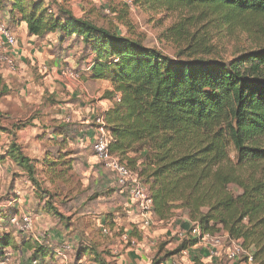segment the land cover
Here are the masks:
<instances>
[{"label":"trees","instance_id":"trees-1","mask_svg":"<svg viewBox=\"0 0 264 264\" xmlns=\"http://www.w3.org/2000/svg\"><path fill=\"white\" fill-rule=\"evenodd\" d=\"M45 2L0 0V12H8L12 24L26 23L30 36L59 33L62 43L72 38L83 43L90 53L91 79L108 81L114 88L107 93L113 106L104 115L112 137L110 150L122 161L127 160L129 169L148 189L157 219L167 221L176 216L177 210L183 211L200 226L202 234L224 232L231 240L241 241L245 249L253 250L255 260L264 264V40L257 39L254 48L239 52L229 62L202 59L195 52L187 59H170L138 40L70 12L55 14ZM134 3L189 13L183 22L166 31L167 37L177 42L186 39L187 30L202 16L240 26L246 33L257 18L264 17V0ZM8 94L0 77V100ZM118 96L120 100L116 101ZM6 119L7 115L0 112V137L10 134L14 141L19 132L32 126L30 120L9 127ZM65 133L60 127L58 134ZM14 141L7 156L25 167L37 186L34 162ZM231 147L236 161L230 158ZM61 152L45 171L53 183L68 177L74 161L69 152ZM231 186L239 193H233ZM43 194L53 197L47 191ZM46 208L59 215L51 202ZM90 236L92 241L81 246L78 256L106 264V257L112 253L106 249L100 252L104 240L98 239V232L92 231ZM129 239L142 240L136 227ZM176 243L173 252L153 264L191 250L200 241ZM0 249L17 252L21 244L13 233L3 232ZM31 250L33 259L54 257L45 243L33 245Z\"/></svg>","mask_w":264,"mask_h":264},{"label":"rangeland","instance_id":"rangeland-1","mask_svg":"<svg viewBox=\"0 0 264 264\" xmlns=\"http://www.w3.org/2000/svg\"><path fill=\"white\" fill-rule=\"evenodd\" d=\"M45 3L47 5L49 4V8L55 14L70 12L77 18L86 19L98 27L110 29L119 33L120 35L138 40L146 47L156 49L170 59H187V55L189 56V54H193V52H195V55L202 59H217L229 62L239 52L254 48V42L257 39L264 40V17L257 18L254 21V25H251L252 29L250 32L246 33L242 31L240 26L234 27L233 24H230V26L224 25L223 22L220 23V19L218 18H214L212 20L211 18H205L202 16L196 20L195 26L187 30L185 36L186 39L177 42L171 38H168L166 31L169 28L183 22L185 18L189 17V13L181 11L168 12L154 9L149 6H137L134 3V0H46ZM10 17L11 16L8 12H0V25H4L6 28L10 29L16 36V32L13 31L15 24H12ZM199 41H201V44H199ZM67 42L69 45H71L70 48ZM59 45H61V47ZM59 45L58 48L64 50H73L72 55H74L78 61H82V57L86 60L90 55L85 47L75 38H72L70 41L68 40L64 43L59 41ZM188 46L190 49L184 51V49H186ZM55 54L57 53L55 52ZM24 56H26V54ZM26 59L29 61L27 56ZM16 66L17 71L13 74L18 73L19 71L17 62ZM68 70L69 69H65L63 74L64 78H71V76L68 75ZM16 76L17 75H15L14 80L11 79L9 81V85L12 88V92L10 93H12V96L14 97H17L18 95L21 99H23V102L21 103L22 111L17 112V117H14V119H9V116L7 115L8 119H6L5 123L9 127H12V125H14L17 120H19V122L24 121L23 123L30 120L33 122L34 120L32 125L34 124L35 126L33 128H26L23 132L25 133L26 137L35 138L37 141L41 140L33 144L34 146L40 144V148H34V146H29V148H27V153L32 157H38L40 161L39 166H37V168L34 170V179L38 185L36 186L34 182H32L29 175L16 176L17 178H21V181H27L30 185L35 186L40 196H42L44 191H47V193L52 195L55 194L54 188H51V184L44 182L43 179H46L45 176L44 178L40 177L42 170L41 161L44 158L43 156L46 152H57L58 147H60L59 149H62L63 151L68 150L77 152L78 150L77 148H74V146L76 145V139L79 140L82 136L80 134L82 129L79 127V122L74 117V113L73 115L68 114L67 112L62 113V111L57 110L58 104H61L62 101L56 100V97L47 91L42 96L39 90L41 83L40 81H37V78H34L33 73L31 74L25 69L19 71V77ZM97 88L98 89L96 92H100L103 88H105V86L99 85ZM31 98L34 100L32 103L26 101V99ZM98 99L99 98L90 100L89 102L90 104H95ZM58 115L62 117L60 122L58 120ZM103 118L104 117L102 115L100 120ZM96 123L98 126L101 125V123L98 121H96ZM104 123L106 124L105 119ZM60 127H66V131H68L66 134L69 136L70 140H73V145H66L64 142H62V139L54 142L52 136L53 132H58ZM97 131H99V127H97ZM95 135H97V133ZM82 138L83 137H81V139ZM95 139L96 136L94 140ZM17 145L19 146V144ZM91 145L93 150V143ZM8 147L9 146L6 144L0 145V154L2 152L5 155ZM19 148L21 147L19 146ZM229 153L232 161H236V153L233 147L229 149ZM75 164L78 168L74 174H72L73 176H70L71 174L68 175L69 183L65 186V189L67 190V188L71 186H76L79 188L78 181H84L85 184H82L85 186V188H83V190L79 188L81 192L77 193L78 195L64 192L63 197H61L59 201L54 200L56 208L54 207L53 210H55L56 213L59 212V215H55L54 213L52 214L53 232H55V234L65 233L66 236L64 238H60L61 240H59L57 235H50V233L46 231V234H48L49 237L43 239L45 245H47L49 249L53 251V253L57 250L60 251L64 244L70 243L74 251L69 255V262L66 261L68 264H96L92 260L87 261L84 256H78V251L81 246H87L84 243L88 242V240L92 241V237L90 236L92 231H97L101 236L98 239L100 240L102 238L104 240L101 246L102 248H100V252L102 253V251L106 249L112 253L110 254V257H106V264H153L155 261L161 259L164 260L165 257L170 254V252H173L177 248L178 244L176 243V239L178 240L177 236L179 233L187 232L191 229L181 228L180 230H177L175 224H172V228L174 230L172 229V231H170V233L165 236V239H155L154 237L152 239L148 238L147 244L149 246L147 245L140 247V242H137V240H134L135 244L129 242L128 237L130 238V233L132 232L133 228L136 227L134 225H137L139 231L142 233L147 230L143 228L144 218L141 217L140 220L135 224L131 223L128 219L129 216L126 213L125 208L126 202L121 196L124 195L126 199H130L129 192L121 188L112 172L105 169L108 174L110 173L109 177H112V180H114L116 186L102 188L96 183L95 179L93 180L89 176L85 175V166L77 158ZM145 178L146 177L143 179L146 181ZM23 184L25 183L23 182ZM55 185L58 188L63 186L59 183H56ZM21 186L25 192L26 190L23 188V185ZM84 189H87V191ZM119 189L122 194L119 193V196H115L117 198H114L112 201L110 197L111 194L115 191L119 192ZM36 190L33 192L36 193ZM230 190L235 194L239 193V190L234 186H231ZM100 193H104L105 197L98 200L95 198V194ZM9 196L10 195L7 194L5 198H0V218L6 219L9 216V212L13 209L8 208V200L11 198ZM7 197H9V199H7ZM44 197L46 203H50L51 199L53 198L51 197L50 199L49 195ZM46 203L44 202V204ZM5 213H7L8 216H5ZM111 213H115L114 217L116 220H121L120 226H118L114 231H110L116 226L112 222V215H110ZM139 213L142 215L140 210ZM175 215H177V217H182L184 212L177 210ZM123 216H125V218H123ZM151 219V226L149 227V230L157 229L159 225L155 220L157 219L156 214L155 216H152ZM7 227H9L8 223L2 224V221H0V233L12 232L13 235L16 234L18 238L17 242L20 244L22 241H26L29 237L27 233L20 232L13 227H9L10 232H7V230H5ZM124 229L125 231L122 232ZM15 230H17V232ZM66 231L69 232L66 233ZM20 233L23 234V237H20ZM111 234L112 236H109ZM226 243H228V241ZM138 249H142L146 253L143 260H141L142 256L137 257L136 253ZM13 251L15 252V250ZM31 256L32 253H17L15 264H21L20 262H22V264H26ZM56 256L57 254H54L52 259H47L44 261L45 264H65L61 258ZM183 257V255L178 254V257L175 258L173 264H189V262L193 264L192 262L194 261L191 259V256H185L184 258L187 257V260H182ZM243 258H245V256H243ZM242 261H244V259ZM257 262L258 264H262L259 263V261ZM247 264H249V262H247Z\"/></svg>","mask_w":264,"mask_h":264},{"label":"crops","instance_id":"crops-1","mask_svg":"<svg viewBox=\"0 0 264 264\" xmlns=\"http://www.w3.org/2000/svg\"><path fill=\"white\" fill-rule=\"evenodd\" d=\"M13 31L16 32L17 44L12 49V52L15 54V61L17 62V65L19 67V71L26 69L29 71V73H33L34 78H37V81H40L41 83L39 90L42 96L47 91L48 93L54 95L56 97V100L62 101L61 104H58L57 110L62 111V113H74L75 115H73L76 120H78L79 127L82 129L80 134L83 138L81 139L80 137L81 140L76 139V145L74 146V148H77L78 151L76 152L62 150L61 152H69V158L71 160H74L72 162V168L69 172V175L71 174L70 176H73L72 174H74V172L78 168L75 164L77 158L85 166V175L89 176L93 180L95 179L96 183L99 184L102 188L108 186H116L114 180H112V177H109L110 173L108 174V172L105 171V168L102 167V163L97 159L91 148V144L94 142V138L96 136L95 134L97 133V127H99L96 121H98L102 117V115L104 117L105 113L113 106V101L107 98V93H111L114 90L113 85L108 81L91 79V59L89 57L86 60L82 57V61H78L74 57V55H72L73 50H64L58 48L59 41L61 40V36L59 33H51L41 38L36 36H30L28 34L26 23H19L17 25H14ZM2 39L3 38L0 36V55L4 53L1 48ZM81 44L83 45V43ZM59 46L61 47V45ZM68 46L69 48L71 47V45L69 44ZM55 52L57 54H55ZM25 54L29 58V61H27L26 56H24ZM65 69H69L74 75L77 76V79L64 78L63 74ZM19 71L18 73L13 74L8 71V68L6 66L0 65V77L3 79V84L6 85L9 89V94L0 100V112L8 115L9 119H14V117L16 118V113L22 111L21 103L23 102V99H21L18 95L17 97L12 96V93H10L12 92V88L9 85V81L11 79L14 80L15 75H17L16 77H19ZM99 85L105 86V88H103L100 92H96V90L98 89L97 86ZM97 98H99L100 100L98 99L95 104H90V100H94ZM26 101L32 103L34 100L33 98H31L26 99ZM58 118L60 122L62 120V117L58 115ZM16 123H20L19 120H17ZM34 126L35 125L33 124L29 127L33 128ZM64 130L66 133H68V131H66V127L64 128ZM23 131L18 133L16 141H14V138L10 134L1 135L0 145L6 144L9 146V149L13 141L16 144H19L23 155L34 162L33 166L35 170L37 166H39L40 161L38 157H32L31 155H29L27 153V148H29V146H34L33 144L41 140L37 141L35 138L26 137ZM66 133L58 134V132H53L52 136L54 142L62 139V142L65 143L66 139V145H73V140L68 139L69 136ZM35 147L40 148L41 145L37 144L34 146V148ZM59 148L60 147H58L57 150L60 152ZM7 150L5 155L2 152L0 154V198H5L7 194H9V197L12 198L13 192L18 191L20 193V195L16 197L18 204L11 211L18 213L19 215L29 214L33 217L35 222L34 231L33 233L28 234L29 237L26 241H22L21 249L17 252L30 254L32 253L31 249L33 245L41 244L39 239H41V236L46 233V231L49 232L50 235H57L59 240H61L60 238L62 237L64 238L66 234H55V232H53V212H50L46 208V204H44V202L46 203V201L44 200V196L47 197V195H44L42 193V196H40L35 186L30 185L27 181H21V178H17L16 175L28 176V171L25 169V167L20 166L18 163H16L15 160L8 157ZM58 151L55 153L46 152L44 154V158L41 161V178H44V176L46 177L45 171L48 169L47 166L60 157V153ZM43 180L44 182L51 184V188H54L55 190V194H52L53 198L51 199L50 197V202L53 207L56 206L54 200L59 201L60 198L63 197L64 192H69L75 195L81 192L80 189L83 190V188H85V186H83L85 182L78 181V187L80 189L76 186H71L68 187L66 190L65 186L69 183V176L63 181L56 182L63 185L59 188L55 185L56 183L51 182L47 179V177ZM23 182L25 184H23ZM21 185H23V188L26 190L25 192L23 191ZM34 190H36V193L33 192ZM84 190L87 191V189ZM119 193L122 194L120 189L119 192L115 191L114 193H112L110 196L111 200L113 201L114 198H117L115 196H119ZM95 196V198L99 200L104 198L105 194L100 193L95 194ZM123 196L121 197L126 202L125 208L126 213L129 216L128 219L131 223L135 224L140 220L141 217L143 218V216L139 213V209H137L138 207H136V205L130 199H126V197L124 196V198ZM9 197H7V199H9ZM114 214L115 213H111L110 215H112V222L116 226L113 230L110 231H114L118 226H120L121 220H116ZM123 218H125V216H123ZM155 220L159 225L157 229H147L144 233L140 231L142 236V240L140 241V247L148 245V238L152 239L154 237L155 239H165V236L168 235L173 229L172 224H175L177 230H180L181 228H191L193 225V223L188 219L186 213H184L182 217H177L176 215L175 217L167 221H159L157 219ZM134 226H136V228L139 230L137 225ZM123 231H125V229ZM67 232L69 231H66V233ZM221 234H223L225 237H228V235L224 232H222ZM13 236L15 237V239L18 240L16 234H14ZM109 236H112V234ZM20 237H23L22 233H20ZM177 237L178 240L176 239V241H180L179 235ZM54 254H57L56 257L60 258L59 250L55 251ZM136 254L137 257L142 256L141 260H143L146 255V253L142 249H138ZM181 255H183L184 257L191 256V259L194 261L192 263L196 262L197 264H225L224 261L211 257L210 253L200 245L196 246L191 250H187L186 253H181ZM176 257H178V255L166 259L162 264H173ZM184 257L182 260H187V257ZM47 259H45V261ZM68 262H65V264H68ZM241 262L242 263L240 264H247V259H244V261ZM189 264H191V262H189Z\"/></svg>","mask_w":264,"mask_h":264},{"label":"built area","instance_id":"built-area-1","mask_svg":"<svg viewBox=\"0 0 264 264\" xmlns=\"http://www.w3.org/2000/svg\"><path fill=\"white\" fill-rule=\"evenodd\" d=\"M0 36L3 38L1 48L4 51V53L0 55V65L6 66L8 71L14 73L17 71V66L15 54L12 52V49L17 44V38L12 31L4 25H0ZM68 75L71 76L72 79H77V76L70 70H68ZM119 100L120 98L117 97L116 101ZM98 122H100L101 125H99V131H97L96 139L93 142L94 154L104 168L114 174L121 188L129 192L130 200L142 212L144 218L143 228L149 229L151 226V218L152 216H155L153 201L150 197L149 191L141 183L137 174L129 169L128 163L122 161L119 156L111 152V132L106 127L104 118L101 120L99 119ZM19 195L20 193L18 191L13 192V197L8 200V208H15L17 206L18 201L16 200V197ZM5 216L8 215L5 214ZM0 221H2V224L8 223L9 227L16 228L23 233L31 234L34 231L35 222L33 217L29 214L19 215L18 213L12 212L6 219L0 218ZM9 227L5 229L7 232H10ZM17 230L15 231L17 232ZM47 237L49 236L46 233L41 236V239H39L41 244H44L43 239ZM179 238L182 241L187 239H198L200 241L198 245L207 250L211 257L220 259L224 261L225 264H240L243 259H247L249 264H258L254 258L253 250L245 249L241 241L231 240L229 237H225L221 233L216 235L202 234L200 226L196 223H193L189 231L180 233ZM227 241L228 243H226ZM131 243L135 244L134 241H131ZM73 251L74 249L72 245L66 243L63 245L62 249H60L59 256L62 261L66 262ZM186 252L187 251L184 253ZM243 256H245V258H243ZM16 259V251L14 252L12 249H0V264H15ZM44 261L45 260H37L30 257L26 264H45ZM20 263L22 264V262Z\"/></svg>","mask_w":264,"mask_h":264}]
</instances>
